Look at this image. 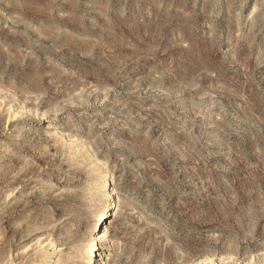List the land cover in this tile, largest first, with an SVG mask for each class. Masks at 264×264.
Instances as JSON below:
<instances>
[{
  "label": "rangeland",
  "instance_id": "obj_1",
  "mask_svg": "<svg viewBox=\"0 0 264 264\" xmlns=\"http://www.w3.org/2000/svg\"><path fill=\"white\" fill-rule=\"evenodd\" d=\"M264 264V0H0V264Z\"/></svg>",
  "mask_w": 264,
  "mask_h": 264
},
{
  "label": "bare ground",
  "instance_id": "obj_2",
  "mask_svg": "<svg viewBox=\"0 0 264 264\" xmlns=\"http://www.w3.org/2000/svg\"><path fill=\"white\" fill-rule=\"evenodd\" d=\"M102 181L99 191L104 197L103 206L96 214V220L91 227V233L94 236L93 251L90 259L86 264H108L111 259V251L113 250L111 242L108 240L106 232L101 230V226L108 220V216H112L118 207L116 194L114 193V176L110 172L101 175Z\"/></svg>",
  "mask_w": 264,
  "mask_h": 264
}]
</instances>
